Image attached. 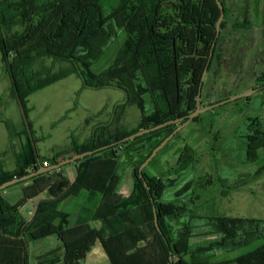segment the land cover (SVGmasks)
I'll list each match as a JSON object with an SVG mask.
<instances>
[{"label": "trees", "instance_id": "16d2710c", "mask_svg": "<svg viewBox=\"0 0 264 264\" xmlns=\"http://www.w3.org/2000/svg\"><path fill=\"white\" fill-rule=\"evenodd\" d=\"M220 1L225 15L218 34L221 10L217 0H0V52L11 81V97L23 108L33 94L76 75L86 89L124 91L126 105L140 109L143 118L132 130L103 127L97 138L49 162L37 153L28 136L27 145L16 154V168L0 170V186L37 172L45 163L54 166L80 153L109 148L76 161L81 167L77 166L72 183L61 173L62 167L14 185H27L16 204L3 196L13 186L0 192V264H32L29 248L47 239L57 240L59 246L39 258L38 264H84L97 242L111 264H264V221L196 215L201 198L196 189L214 185L210 174L178 191L175 201H163L166 191L176 188L188 171L195 172L201 161L188 146L161 177L148 173V167L173 147L181 133L140 173L152 152L182 123L122 142L139 131L194 113L200 95L202 103L204 72L215 61L221 64L227 58L228 43L246 46L256 28L250 0ZM120 30L125 31L126 40L111 65L98 75L90 74L86 65L104 56ZM260 34L264 38V26ZM253 81V90L264 92V69L257 71ZM227 100L220 98L216 104ZM199 120L200 116L192 123ZM248 120L246 162L256 163L260 151L264 152V129L260 119ZM119 152L128 158L124 163L131 171L129 196L120 193ZM263 172L264 165L254 178ZM83 192L82 209L75 218L60 209ZM44 193L49 196L39 201L33 219L27 221L22 207ZM183 197L186 202L181 201ZM189 215L205 224L183 223ZM205 236L213 240L191 246L193 238ZM258 241L261 245L250 252L216 259L217 252L233 254Z\"/></svg>", "mask_w": 264, "mask_h": 264}, {"label": "rangeland", "instance_id": "374dc122", "mask_svg": "<svg viewBox=\"0 0 264 264\" xmlns=\"http://www.w3.org/2000/svg\"><path fill=\"white\" fill-rule=\"evenodd\" d=\"M250 10L256 28L247 37L244 48H241L242 45H235V42L228 43L227 58L222 60L221 64L215 61L210 71H207L203 81L201 108L203 105H216L220 98L230 99L244 93H253L200 115L199 122L186 126L173 147L162 154L155 165L147 169L151 176L161 177V174L176 165L181 156L180 151L188 146L193 147L201 157L197 170L188 171L176 188L168 189L163 201H175L178 191L186 189L191 181L210 174L214 185L196 189L201 195L195 209L198 217L226 216L264 221V172L254 178L256 172L264 165V152L260 151L258 162L247 163L244 139L250 123L248 119H260L264 129V92L253 90L257 71L264 69V47L261 45L264 38L260 34V27L264 26V0H250ZM125 40L126 33L120 30L107 47L104 56L99 61L86 65L88 72L98 75L108 69ZM10 89L11 81L5 73L0 52V170L13 171L16 168V153L21 152L27 145L29 135L34 140L37 153L49 162L50 158L60 153L70 152L72 148L90 142L100 135L103 127H109L113 131L118 128L132 130L138 127L143 119L140 109L126 105L127 97L124 91L116 88L86 89L76 75L30 96L26 109L11 97ZM147 110L148 117H151L152 111L148 107ZM119 153V173L122 176L120 193L129 196L132 192L131 171L124 163L128 158L122 152ZM77 166L81 167L80 164H69L61 171L70 183L76 178ZM24 187L27 185L13 186L5 191L3 196L8 202H12L22 195ZM233 187L238 190H232ZM44 194L45 198L49 196L48 193ZM85 195L83 192L80 198L65 201L60 209L71 213L80 210ZM182 200L186 202V197L181 198ZM90 204L94 207L97 205L92 202ZM32 208L33 203L29 202L22 210V215L25 218L30 217L28 210ZM187 222L196 227L205 224V220L192 219L191 215L183 220V223ZM91 225L99 226L98 223ZM199 232L197 229L196 233ZM210 240L213 238L195 237L191 240V246L195 248ZM57 242L47 239L33 245L30 249L32 264H38L39 258L54 251ZM261 243L258 241L233 254L217 252L216 259H232L254 250ZM84 264H111L100 242L92 248Z\"/></svg>", "mask_w": 264, "mask_h": 264}, {"label": "water", "instance_id": "95a60500", "mask_svg": "<svg viewBox=\"0 0 264 264\" xmlns=\"http://www.w3.org/2000/svg\"><path fill=\"white\" fill-rule=\"evenodd\" d=\"M217 3L219 5V8L221 10V16H220V19H219V22H218V25H217V29H218V34L220 32V29H219V25L220 23L223 21L224 19V9H223V6L221 4V1L220 0H217ZM206 73H207V70L204 72L203 74V78H202V82L204 81L205 79V76H206ZM253 92H249V93H244V94H241V95H238L236 97H233V98H230L229 100L227 101H223L219 104H216V105H212V106H209V107H205V108H201V95L199 96L198 98V106H197V109L194 113L190 114L189 116L187 117H183V118H180V119H176V120H172V121H169V122H166L164 124H161V125H158L156 127H153L151 129H144L142 131H139L127 138H125L124 140H122V142H128V141H132L136 138H139V137H142L146 134H149L151 132H155V131H158L162 128H165L169 125H172V124H179V123H182L170 136H168L153 152L152 154L147 158V160L142 164V166L140 167V173L143 172V170L155 159V157L159 154V152L170 142L172 141V139L178 134L180 133L186 126H188L189 124H191L196 117L202 115L203 113L209 111V110H212L216 107H219L221 105H224L228 102H231V101H235L239 98H244V97H248L252 94ZM115 145V144H114ZM112 145V146H114ZM109 146L107 147H102L100 149H97V150H94V151H87V152H84V153H80V154H77L71 158H68V159H65L63 161H61L59 164L57 165H54V166H49V167H42L40 168L37 172H34L30 175H27L23 178H19V179H14L10 182H7L3 185L0 186V192L1 191H5L7 190L8 188L18 184V183H21V182H24V181H27L29 179H32L34 177H37L39 175H42L44 173H48V172H51V171H54V170H58V169H61L62 167L66 166V165H69V164H73L75 163L76 161L78 160H81V159H84L88 156H92L100 151H103L105 149H108ZM147 186V185H146ZM148 188V186H147ZM155 220H156V226H157V229L160 233H162V230L159 226V222H158V216L155 214Z\"/></svg>", "mask_w": 264, "mask_h": 264}, {"label": "crops", "instance_id": "0c3cea01", "mask_svg": "<svg viewBox=\"0 0 264 264\" xmlns=\"http://www.w3.org/2000/svg\"><path fill=\"white\" fill-rule=\"evenodd\" d=\"M16 154H17V153H16ZM0 167H1V166H0ZM74 178H75V177H74ZM22 198H23V191H22V195H21V196H18V198L13 199V201L10 202V203H11V204H16V203H18L20 200H22ZM44 198H45V194L40 195V196H38V197L35 198V199H31V200L27 201V203L22 207V209H21V213H22V210L26 207V205H27L29 202L33 203V208L28 210V212H29L28 214H29L30 217L25 218V217L23 216L27 221H31V220L33 219L39 201L42 200V199H44ZM81 209H82V208H80V210H78V211H76V212H74V213H71V212H69V213H70L72 216H74V218H75V217L79 214V212L81 211ZM49 240H51V239H49ZM53 240H55V239H53ZM56 241H57V240H56ZM58 244H59V242H57V246H59ZM32 246H33V245H31V247H32ZM31 247L29 248V254H30V249H31ZM87 257H88V255H87ZM30 258H31V256H30ZM86 259H87V258H86ZM31 263H32V259H31Z\"/></svg>", "mask_w": 264, "mask_h": 264}, {"label": "built area", "instance_id": "2783aa9c", "mask_svg": "<svg viewBox=\"0 0 264 264\" xmlns=\"http://www.w3.org/2000/svg\"><path fill=\"white\" fill-rule=\"evenodd\" d=\"M44 165H45V167H49L48 164H46V163Z\"/></svg>", "mask_w": 264, "mask_h": 264}]
</instances>
